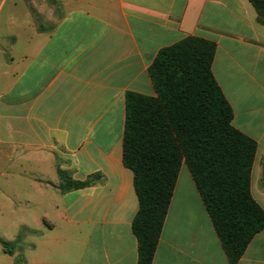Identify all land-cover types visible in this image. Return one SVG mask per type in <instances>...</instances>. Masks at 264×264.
Here are the masks:
<instances>
[{
	"label": "crops",
	"instance_id": "obj_1",
	"mask_svg": "<svg viewBox=\"0 0 264 264\" xmlns=\"http://www.w3.org/2000/svg\"><path fill=\"white\" fill-rule=\"evenodd\" d=\"M38 14L47 27L39 24L21 55L27 64L0 94V148L47 161L57 176L37 186L47 189V210L30 244L39 254L25 264H137L138 201L122 162L125 96H154L149 65L186 37L215 44L211 71L231 124L257 143L250 192L264 211V25L248 0H55ZM57 168L75 181L99 178L61 192ZM152 264H230L184 164ZM237 264H264V229Z\"/></svg>",
	"mask_w": 264,
	"mask_h": 264
},
{
	"label": "trees",
	"instance_id": "obj_2",
	"mask_svg": "<svg viewBox=\"0 0 264 264\" xmlns=\"http://www.w3.org/2000/svg\"><path fill=\"white\" fill-rule=\"evenodd\" d=\"M248 1L264 25V0ZM214 54L215 44L198 37L162 48L148 67L154 96H125L122 162L132 173L138 201L131 222L137 264H152L182 164L230 264L264 229V211L250 192L257 143L231 124V106L211 71ZM57 175L61 192L99 178L75 181L58 168ZM0 245L11 254L10 243L0 239Z\"/></svg>",
	"mask_w": 264,
	"mask_h": 264
},
{
	"label": "rangeland",
	"instance_id": "obj_3",
	"mask_svg": "<svg viewBox=\"0 0 264 264\" xmlns=\"http://www.w3.org/2000/svg\"><path fill=\"white\" fill-rule=\"evenodd\" d=\"M35 11L45 16L47 0H8L0 12V94L27 64L21 55L30 52L39 24L47 27L46 21L34 17ZM8 15L12 18L8 19ZM11 37L16 41L11 42ZM47 177L57 181L55 171L47 168V161L0 148V239L13 246L14 254H21H4L0 245V264H25L24 257L32 260L39 254L30 244L40 240L34 230L44 227L41 215L47 210V189L40 191L37 186Z\"/></svg>",
	"mask_w": 264,
	"mask_h": 264
}]
</instances>
